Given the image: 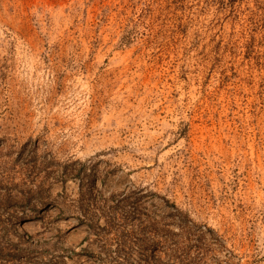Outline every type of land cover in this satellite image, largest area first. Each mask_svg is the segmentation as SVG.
<instances>
[{
	"label": "rangeland",
	"instance_id": "rangeland-1",
	"mask_svg": "<svg viewBox=\"0 0 264 264\" xmlns=\"http://www.w3.org/2000/svg\"><path fill=\"white\" fill-rule=\"evenodd\" d=\"M0 264H264V0H0Z\"/></svg>",
	"mask_w": 264,
	"mask_h": 264
}]
</instances>
